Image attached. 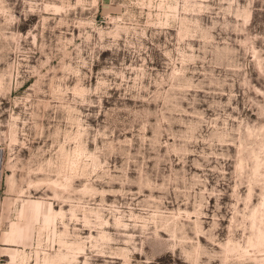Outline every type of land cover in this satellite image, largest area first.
<instances>
[{"label": "rangeland", "instance_id": "1", "mask_svg": "<svg viewBox=\"0 0 264 264\" xmlns=\"http://www.w3.org/2000/svg\"><path fill=\"white\" fill-rule=\"evenodd\" d=\"M0 264H264V0H0Z\"/></svg>", "mask_w": 264, "mask_h": 264}, {"label": "crops", "instance_id": "2", "mask_svg": "<svg viewBox=\"0 0 264 264\" xmlns=\"http://www.w3.org/2000/svg\"><path fill=\"white\" fill-rule=\"evenodd\" d=\"M0 168H1V166H0ZM0 195H1V192H0ZM1 249V248H0Z\"/></svg>", "mask_w": 264, "mask_h": 264}]
</instances>
